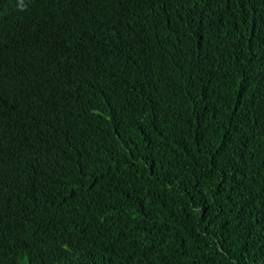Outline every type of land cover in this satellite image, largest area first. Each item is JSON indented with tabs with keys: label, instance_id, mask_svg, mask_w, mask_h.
<instances>
[{
	"label": "trees",
	"instance_id": "obj_1",
	"mask_svg": "<svg viewBox=\"0 0 264 264\" xmlns=\"http://www.w3.org/2000/svg\"><path fill=\"white\" fill-rule=\"evenodd\" d=\"M0 264H264V0H0Z\"/></svg>",
	"mask_w": 264,
	"mask_h": 264
}]
</instances>
